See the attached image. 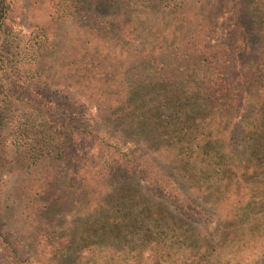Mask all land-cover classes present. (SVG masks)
Instances as JSON below:
<instances>
[{
	"label": "trees",
	"instance_id": "1",
	"mask_svg": "<svg viewBox=\"0 0 264 264\" xmlns=\"http://www.w3.org/2000/svg\"><path fill=\"white\" fill-rule=\"evenodd\" d=\"M9 2L0 0V247L11 264H259L264 0L252 1L262 49L248 65L242 0H93L108 10L106 30L118 10L128 40L119 36L120 51L59 54L79 99L50 91L45 51L34 55L33 83L20 73L6 49ZM222 3L233 34L215 38ZM14 104L46 122L21 146L1 138ZM138 159L174 185L179 204L135 179Z\"/></svg>",
	"mask_w": 264,
	"mask_h": 264
},
{
	"label": "rangeland",
	"instance_id": "2",
	"mask_svg": "<svg viewBox=\"0 0 264 264\" xmlns=\"http://www.w3.org/2000/svg\"><path fill=\"white\" fill-rule=\"evenodd\" d=\"M9 11L7 19L4 22V29L8 38L7 52L9 55H15L20 73L26 77L29 83H33L31 77V65L34 55L38 50L45 51L48 56V69L46 75L50 77L48 87L55 95H62L63 91L67 92L69 97L79 99L85 97L83 92L78 93V89L73 86V81L64 82L61 77L62 66L64 61L60 60L59 54L65 52H73L79 49H86L89 52L101 49L102 51L112 48L115 51H120L123 47L119 36L124 37L123 42H127L125 29L121 26V22L116 21L118 10L112 12L113 23L116 24L114 29L106 30L105 26L108 18H104V13L108 12L106 8L100 9L95 6L93 0H9ZM148 4L155 6L160 0H146ZM166 1V0H161ZM253 0H242L244 10V27L247 31L246 46L242 62L245 65L251 64L258 59L262 49L261 39L257 32L256 19L252 12ZM218 27L214 31L215 38H227L228 34H233L231 21L226 20L223 3L219 7ZM222 17V18H221ZM110 44L105 41H111ZM123 39V38H122ZM86 41H90L89 44ZM132 46H138L137 42L131 43ZM129 47V46H128ZM58 59V65L55 64ZM20 63H19V62ZM51 61L54 63L52 64ZM60 67V68H59ZM65 69V67H63ZM66 71V69H65ZM248 75V71L241 72ZM32 79V80H31ZM45 81L42 79L37 86L43 87ZM67 83V85H65ZM67 86V87H65ZM244 110L241 115L244 116ZM87 117H93L94 110L88 107L85 112ZM31 111L25 106L14 104L10 107V111L4 120L2 127L1 138L6 139L9 145L21 146L26 142V133H31L32 129L43 130L39 127V122H44L45 119L39 118L33 121ZM39 121V122H38ZM49 128L52 126L54 131L57 126L54 123L46 125ZM62 138H60V141ZM109 143L116 145L122 152L129 153L135 150V146L110 139ZM115 154L110 150L109 154L104 155V160L110 162V157ZM136 180L141 184L150 185L153 192L159 195L160 198L169 203V205L179 204V195L174 191V185L164 186L166 183L157 182L153 177V166L147 160L138 159L136 164ZM151 170V172H150ZM167 176L174 182L177 179L167 170ZM4 178V177H3ZM139 179H142L140 181ZM173 188V189H172ZM11 258L0 247V264H11ZM264 264V258L259 262Z\"/></svg>",
	"mask_w": 264,
	"mask_h": 264
}]
</instances>
